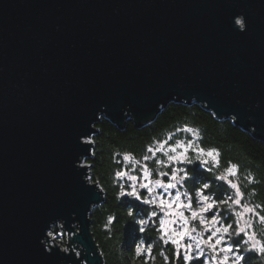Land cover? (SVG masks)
<instances>
[{"label": "water", "instance_id": "95a60500", "mask_svg": "<svg viewBox=\"0 0 264 264\" xmlns=\"http://www.w3.org/2000/svg\"><path fill=\"white\" fill-rule=\"evenodd\" d=\"M172 103L264 141V0H0V264H105L82 139ZM56 220L69 254L41 243Z\"/></svg>", "mask_w": 264, "mask_h": 264}, {"label": "clouds", "instance_id": "9594fccd", "mask_svg": "<svg viewBox=\"0 0 264 264\" xmlns=\"http://www.w3.org/2000/svg\"><path fill=\"white\" fill-rule=\"evenodd\" d=\"M233 25L245 32V16L233 17ZM229 119L234 123L236 117ZM203 139L201 127L180 123L152 137L143 150L114 148L107 184L99 193L110 189L117 203L127 196L147 206L143 211L125 209V222L133 221L144 234L132 250L136 259L145 257L144 264H169V254L175 259L180 250L183 257L176 264L201 260L202 264H264V194L253 186L262 181L240 161L222 163L220 149L202 147ZM197 163L211 180L198 181L193 187L186 181H191V166ZM83 179L89 185L92 178ZM99 206L94 203L90 210ZM115 220L116 214L110 213L102 225L109 236ZM64 226L63 220H56L46 229L41 243L47 252L55 247L69 253L59 242L67 234ZM78 227L79 223L71 224L72 229ZM71 251L80 257L75 243Z\"/></svg>", "mask_w": 264, "mask_h": 264}, {"label": "trees", "instance_id": "16d2710c", "mask_svg": "<svg viewBox=\"0 0 264 264\" xmlns=\"http://www.w3.org/2000/svg\"><path fill=\"white\" fill-rule=\"evenodd\" d=\"M180 123H191L201 127L204 135L201 146H214L220 149L222 163L229 159L237 160L251 169L262 181L261 185L253 186L259 187L261 193L264 194V141L237 127L231 120H217L213 114L196 104L185 106L172 103L161 110L149 127L138 126L128 121L123 128L119 129L104 119L96 124L97 134L92 139L93 156L87 161V165L92 168V184L100 181V187H106L111 171V152L114 148L143 150L144 145L150 142L152 137H159L163 130L171 129ZM191 171L193 177L186 183H191L193 187L198 181L211 180L210 174L201 168L199 163L191 166ZM222 193L223 190H221ZM130 206L137 211L145 209L135 201L129 202L122 199L117 203L113 191L108 189L104 192V202L90 214L91 231L103 254L105 264H144L145 262L144 256L136 259L132 252L133 246L144 234L138 232V225L133 221L125 222V209ZM110 213L116 214V220L111 226L109 236V231L104 230L102 225ZM61 244L64 246L65 241ZM167 247L172 248L170 245ZM169 255V264H176L178 260H182V257L177 254L175 259L171 253ZM193 264H202V261H194Z\"/></svg>", "mask_w": 264, "mask_h": 264}, {"label": "rangeland", "instance_id": "374dc122", "mask_svg": "<svg viewBox=\"0 0 264 264\" xmlns=\"http://www.w3.org/2000/svg\"><path fill=\"white\" fill-rule=\"evenodd\" d=\"M94 138V136H92V138H90V139H86V140H84L85 142H87L88 140H91V141H93L92 139ZM93 143V142H92ZM169 143H172V141H169ZM93 151H94V147L92 148V152H91V155H93ZM191 154V153H190ZM92 158V156L91 157H89V158H87V159H85L84 160V162L82 163V165L83 166H89V165H87V161L89 160V159H91ZM200 166V165H199ZM91 170H92V168L91 167H89L88 168V175L87 176H91V178H92V175H91ZM165 179H167V177H165ZM91 181H92V179H91ZM92 183V182H91ZM99 187H100V185H98ZM141 195H143V192L141 193ZM123 200L125 199V200H128L129 202H136V203H138L139 205H141V206H144L145 208L147 207L146 205H143L142 203H140L139 201H136V200H134V199H131V198H129V197H127V196H125L124 198H122ZM103 200H104V197H103ZM102 203H103V201H102ZM101 205V204H100ZM212 213H208V215H211ZM66 237H67V234L65 235V237L63 238V239H60L59 240V242H60V244H61V242L62 241H65V247H68L69 248V245H68V242H67V239H66ZM73 236H70L69 235V239L70 238H72ZM59 239V238H58ZM171 247H172V245L171 244H169ZM71 248H72V245H71ZM77 251H79V249H76ZM235 250V249H234ZM69 253H70V248H69ZM68 253V254H69ZM74 254H75V252H74ZM177 256H181V257H183V250H180V252L179 253H177ZM79 258V257H78ZM202 261V260H201ZM82 264H85V262L82 260Z\"/></svg>", "mask_w": 264, "mask_h": 264}, {"label": "snow or ice", "instance_id": "6c2138e0", "mask_svg": "<svg viewBox=\"0 0 264 264\" xmlns=\"http://www.w3.org/2000/svg\"><path fill=\"white\" fill-rule=\"evenodd\" d=\"M87 136H88V133H86L84 137H87ZM82 138H83V137H82ZM92 142H93V141H91V140H88L87 142H85V141H83V139H82V143L85 145V147H86V151H88V148H89V146H90V144H91Z\"/></svg>", "mask_w": 264, "mask_h": 264}, {"label": "bare ground", "instance_id": "6f19581e", "mask_svg": "<svg viewBox=\"0 0 264 264\" xmlns=\"http://www.w3.org/2000/svg\"><path fill=\"white\" fill-rule=\"evenodd\" d=\"M80 251V250H79Z\"/></svg>", "mask_w": 264, "mask_h": 264}]
</instances>
